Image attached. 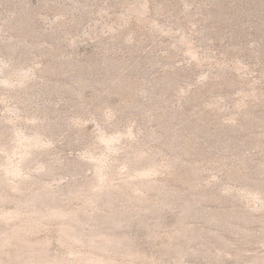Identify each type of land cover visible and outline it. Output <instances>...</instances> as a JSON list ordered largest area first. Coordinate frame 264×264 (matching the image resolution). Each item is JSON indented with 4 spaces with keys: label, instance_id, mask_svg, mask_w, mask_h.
<instances>
[{
    "label": "rangeland",
    "instance_id": "1",
    "mask_svg": "<svg viewBox=\"0 0 264 264\" xmlns=\"http://www.w3.org/2000/svg\"><path fill=\"white\" fill-rule=\"evenodd\" d=\"M86 256L264 264V0H0V263Z\"/></svg>",
    "mask_w": 264,
    "mask_h": 264
},
{
    "label": "bare ground",
    "instance_id": "2",
    "mask_svg": "<svg viewBox=\"0 0 264 264\" xmlns=\"http://www.w3.org/2000/svg\"><path fill=\"white\" fill-rule=\"evenodd\" d=\"M104 139H105V138H104ZM105 140L107 141V143H108V142L111 143V141H113L114 139L112 140V139H110V138H109V139L106 138ZM29 141H30V140H29ZM30 142H31V141H30ZM38 142H39V141H38ZM111 144H112V143H111ZM29 145H31V144H29ZM12 167H13V166H12ZM12 167H11V169H10V168H9V169H10L11 171H13L14 173H15L17 170H19V169H16V168H14V167L12 168ZM16 167H17V166H16ZM144 173H145V172H144ZM145 174H148L147 171H146ZM36 209H37V208H36ZM51 212H52L53 215H58V216L64 214L63 212H61V211H57V210H56V211L53 210V211H51ZM7 216H8V215H7ZM34 222H35V221H34ZM69 227H70V226H69ZM30 229H31V228H30ZM63 229H64V228H63ZM20 230H21V229H20ZM20 230H19V231H20ZM64 231H65V233H67L66 235H68V233H69L68 236H70V232H72V231H69V228H67V227H65ZM22 232H23V231H22ZM16 235H17V234H16ZM66 235H65V236H66ZM71 235H72V234H71ZM19 241H20V240H19ZM23 242H24V244H27V243H28V244L30 245L29 242H26V243H25V240H23ZM23 242H21V243H23ZM28 244H27V245H28ZM29 245H28V246H29ZM33 246H34V245H33ZM22 247H24V246H22ZM25 249H26V248H25ZM17 252H18V251H17ZM30 252H31V251H30ZM31 253H32V252H31ZM34 253H35V252H34ZM18 254H20V253H18ZM74 254H75V252H74ZM15 255H16V254H15ZM25 255H26V254H25ZM19 256H20V255H19ZM23 256H24V255H23ZM18 258H19V257H18ZM37 258H38V257H36L35 259H37ZM35 259H34V261H35ZM82 260H83V259H82ZM103 260H104V259H103ZM103 260H101V259H97V258H95V257H94V258H93V257L91 258V257H89V256H88V258H87V256H86V258H85V264H106L107 261L103 262ZM6 261H7V260H6ZM37 261H39V259H37ZM37 261H36V262H37ZM56 261H57V260H55V261H53V260H51V261L46 260L44 263H45V264H59V263H60L59 261H57V262H56ZM41 262H43V261H41ZM107 263H109V262H107ZM0 264H1V263H0ZM7 264H8V263H7ZM113 264H114V263H113Z\"/></svg>",
    "mask_w": 264,
    "mask_h": 264
}]
</instances>
